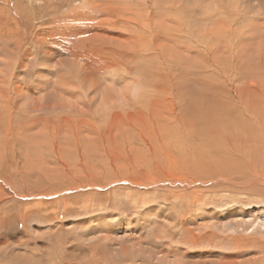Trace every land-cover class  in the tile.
I'll return each instance as SVG.
<instances>
[{
  "label": "rangeland",
  "instance_id": "1",
  "mask_svg": "<svg viewBox=\"0 0 264 264\" xmlns=\"http://www.w3.org/2000/svg\"><path fill=\"white\" fill-rule=\"evenodd\" d=\"M263 159L264 0H0V264H261Z\"/></svg>",
  "mask_w": 264,
  "mask_h": 264
},
{
  "label": "bare ground",
  "instance_id": "2",
  "mask_svg": "<svg viewBox=\"0 0 264 264\" xmlns=\"http://www.w3.org/2000/svg\"><path fill=\"white\" fill-rule=\"evenodd\" d=\"M134 1V0H133ZM206 12V11H205ZM32 34V33H31ZM86 38V37H85ZM63 45V44H62ZM62 49V48H61ZM2 53V52H1ZM46 53H48V52H46ZM46 60H47V58H46ZM8 69V68H7ZM7 72V71H6ZM68 78V77H67ZM53 80V79H52ZM134 88V87H133ZM139 88V87H138ZM135 90H136V88H135ZM136 91H138V89L136 90ZM135 92V91H134ZM17 93V92H16ZM19 93V92H18ZM94 107V106H93ZM261 132V131H260ZM246 139V138H245ZM239 146H241V145H239ZM263 157V156H262ZM264 160V159H263ZM257 167V166H256ZM257 173V172H256ZM247 174V173H246ZM255 174V173H254ZM263 175V176H262ZM244 176V175H243ZM259 177V178H258ZM258 177H256L252 182H249V184L250 183H253V185H254V183L257 181V183L258 184H260V185H264V173L263 172H261V174H259L258 175ZM244 179V178H243ZM246 179V178H245ZM259 179H263V181L261 180H259ZM230 180V179H229ZM259 180V181H258ZM249 181V180H248ZM247 182V181H246ZM234 184H235V182H233ZM247 184H248V182H247ZM259 185V186H260ZM251 186V185H250ZM249 186V187H250ZM239 187H240V185H239ZM248 187V186H247ZM253 187H255V186H253ZM250 188H252V187H250ZM262 188V187H261ZM261 188H259V189H261ZM264 233V232H263ZM264 236V235H263ZM258 238V237H257ZM256 238V239H257ZM255 239V238H254ZM258 241H259V239H258ZM260 242V247H261V249H262V252L264 253V241L263 242H261V241H259ZM248 244V243H247ZM246 246V243H241V244H239L238 243V246H237V249L238 250H241L242 252H245L247 249H244V247ZM248 246V245H247ZM245 250V251H244ZM262 254V253H261ZM260 257H261V255H260ZM256 258V257H255ZM262 259L260 260V262L262 261V263L261 264H264V255H262V257H261ZM257 260H259L258 258H256ZM255 259V260H256ZM252 261H254V260H252ZM257 262H254V264H256Z\"/></svg>",
  "mask_w": 264,
  "mask_h": 264
}]
</instances>
